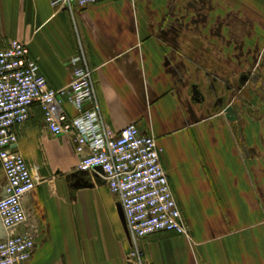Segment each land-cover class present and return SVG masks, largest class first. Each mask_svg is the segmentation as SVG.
<instances>
[{"label":"crops","instance_id":"crops-1","mask_svg":"<svg viewBox=\"0 0 264 264\" xmlns=\"http://www.w3.org/2000/svg\"><path fill=\"white\" fill-rule=\"evenodd\" d=\"M189 2L104 0L69 10L50 0H0V49L11 40L25 43L56 89L70 84L71 59L84 52L108 127L119 132L136 123L157 139L190 236L144 237L148 264H264V160L243 152L236 124L199 121L185 93L188 80L180 77L193 56ZM242 129L248 150L256 131L264 134L258 123ZM17 133L15 148L45 178L24 197L28 220L17 228L39 226L26 264H129L120 202L101 172L78 169L72 137L53 135L39 104ZM6 182L0 168V197ZM5 236L0 218V240Z\"/></svg>","mask_w":264,"mask_h":264},{"label":"built area","instance_id":"built-area-1","mask_svg":"<svg viewBox=\"0 0 264 264\" xmlns=\"http://www.w3.org/2000/svg\"><path fill=\"white\" fill-rule=\"evenodd\" d=\"M55 7H86L104 0H50ZM72 80L64 88L48 84L30 48L11 40L0 49V168L6 176L0 197V218L6 236L0 240V264H26L32 256L39 226L25 233L17 228L28 220L24 197L45 181L15 146L17 126L29 119L39 104L45 127L55 136L70 135L80 158L78 169L101 167L110 191L118 198L130 232L129 264H148L141 239L157 232L190 236L182 210L172 191L157 139L136 123L115 132L106 124L96 95L94 69L84 52L71 59ZM77 113L70 114L66 103Z\"/></svg>","mask_w":264,"mask_h":264},{"label":"flooded vegetation","instance_id":"flooded-vegetation-1","mask_svg":"<svg viewBox=\"0 0 264 264\" xmlns=\"http://www.w3.org/2000/svg\"><path fill=\"white\" fill-rule=\"evenodd\" d=\"M185 9L194 14L189 33L193 56L189 74L180 77L188 80L185 93L197 119L219 117L236 124L243 152L264 160V134L257 130L255 147L248 150L242 129L252 122L264 126V16L230 7L228 0H193Z\"/></svg>","mask_w":264,"mask_h":264},{"label":"rangeland","instance_id":"rangeland-1","mask_svg":"<svg viewBox=\"0 0 264 264\" xmlns=\"http://www.w3.org/2000/svg\"><path fill=\"white\" fill-rule=\"evenodd\" d=\"M228 2L230 3V7L239 8L240 10H245V9L246 10H258L264 16V0H228ZM201 158L203 159V156H201ZM197 159L201 160L199 159L198 156H197ZM183 213H184V210H183ZM260 217L264 218V214L262 215L260 213ZM189 228L190 226H188V231L190 233ZM139 247L141 248L140 244H139Z\"/></svg>","mask_w":264,"mask_h":264},{"label":"water","instance_id":"water-1","mask_svg":"<svg viewBox=\"0 0 264 264\" xmlns=\"http://www.w3.org/2000/svg\"><path fill=\"white\" fill-rule=\"evenodd\" d=\"M229 110H230V109H229ZM229 110H228V111H229ZM230 111H231V110H230ZM227 117L229 118L228 115H227ZM230 118H231V120H234L233 117H230ZM97 170H98L99 172L103 173L101 167H98ZM117 210H118V214H119L120 220H121V222H122L123 228H124V230H125V233H126V235H127V238H128V240L130 241V232H129V229H128V226H127L126 217H125V214H124L123 208H122V206H121L120 203L117 205ZM1 229H2V228H1Z\"/></svg>","mask_w":264,"mask_h":264}]
</instances>
